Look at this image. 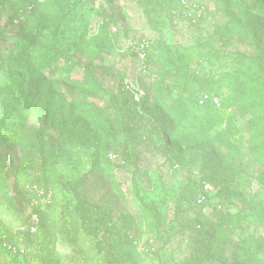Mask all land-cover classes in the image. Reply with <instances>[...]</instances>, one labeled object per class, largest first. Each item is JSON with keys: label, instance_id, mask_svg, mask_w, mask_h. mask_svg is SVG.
Returning a JSON list of instances; mask_svg holds the SVG:
<instances>
[{"label": "rangeland", "instance_id": "374dc122", "mask_svg": "<svg viewBox=\"0 0 264 264\" xmlns=\"http://www.w3.org/2000/svg\"><path fill=\"white\" fill-rule=\"evenodd\" d=\"M73 1L67 20L60 26L51 22L46 30L50 35L58 30L62 54L52 68L37 61L23 68L9 64V55L25 43L24 32L36 25L34 19H10L13 0L0 1V50L6 58L0 70V123L15 133L8 140L0 132V152L21 173L20 186L25 189L27 178L39 177L44 161L39 134L45 132L50 145H57L64 127L100 140L99 168L79 174L69 162L57 166L63 174L55 185L56 202L42 208L50 215L47 228L56 225L61 264H83V248L94 264L115 259L117 264H247L252 253L264 259V112H249L251 102H237L223 88V116L215 129L205 131L194 120L179 123L172 100L189 92L162 77L169 46L189 76L205 80L240 68L263 84L264 69L253 62L255 46L242 31L245 6L255 0H188L192 8L183 17H170L171 8L151 10L147 0ZM162 16L166 25L157 29L155 20ZM250 22L264 53V15L254 10ZM141 41L149 42L145 59L139 55ZM67 57L83 67L72 68ZM217 130L237 149L220 145ZM204 180L215 190L199 203ZM14 183L15 177L0 172V233L19 235L29 204ZM83 200L127 223L115 224L107 242L103 231L81 224L75 208ZM226 212L240 213L242 224L228 239L213 240L207 230ZM42 234L35 235L37 245L50 238ZM0 259L7 257L0 252ZM18 260L35 264L23 254Z\"/></svg>", "mask_w": 264, "mask_h": 264}, {"label": "trees", "instance_id": "16d2710c", "mask_svg": "<svg viewBox=\"0 0 264 264\" xmlns=\"http://www.w3.org/2000/svg\"><path fill=\"white\" fill-rule=\"evenodd\" d=\"M1 2L8 0H0ZM147 5L151 10H162L165 8H171L170 17H183L185 11H190L191 8L182 3V0H147ZM76 3L73 0H13V18H19L20 22H24L23 19L35 21L36 30L25 31L23 34L24 45L16 47L12 54L9 55L7 60L11 66L23 68L25 65L31 64L33 61L42 68H52L62 57V54L57 48V29L50 35L46 30L51 22L56 21L60 26L63 24L68 16L75 9ZM178 7L177 12H173L172 8ZM252 7V8H250ZM250 7H246L245 12V28L242 29L247 37L251 40V43L255 46L256 56L253 58V62L259 68L264 69V53L261 50V42L258 40V33L255 26L250 22L251 12L255 10L258 14L264 15V2L255 0ZM177 14V15H176ZM111 19H108L110 21ZM165 16L157 17L155 20V26L157 29L166 25ZM2 32H0V36ZM138 46V45H137ZM136 47V46H135ZM139 48V46H138ZM166 58L163 65L162 77L171 79L175 82V88L182 87L183 90H187L189 93L187 96L180 94L172 100V107L176 114L177 121L191 123L192 120L195 123H200L203 130L209 131V129H215L222 120V108L220 92L223 88H227L231 92V99L237 102L248 103L251 102V110L249 112L260 114L264 112V83L260 84L261 79L254 78L251 73H245L240 68H235L232 72L221 73L218 77L202 80L199 76H189L183 69L180 54L174 53L173 49L166 46ZM137 52H134V54ZM136 55V54H135ZM205 58H208L204 54ZM6 58L2 55L0 50V70L4 65ZM68 64L75 68L83 67L82 63L74 58H66ZM88 73L91 74V70L87 68ZM208 98H205V95ZM212 96H216L219 99V105L215 104L211 99ZM139 101H137L138 104ZM223 105L229 106L228 103ZM245 107V105H243ZM190 117V118H189ZM183 119V120H182ZM183 122V123H184ZM187 122V123H188ZM0 132L6 136L8 140H13L15 133L9 130L0 123ZM204 133V132H203ZM200 133L199 135H204ZM217 140L220 145L225 147H231L237 149L235 144L230 143V138L224 130L216 131ZM46 133L39 134V141L41 153L43 156V164L39 174V177L27 178V180L36 182L46 189H50L53 193V203L47 205L52 207L56 202V183L62 177L57 166L62 165L63 162H69L71 167L79 174L84 171H94L99 168L102 161V149L100 140L97 136L90 134L89 132L76 133L72 129L62 128L57 140V145H50L45 140ZM171 153L174 154V158L178 157L177 151L171 149ZM127 158H125L126 160ZM117 166L125 167V165L117 164ZM0 172L7 176L15 177L14 189L20 196L23 202L30 203L32 195H30L23 186H20L21 173L15 172L11 169L10 165L3 159L0 152ZM205 182L212 183L209 180ZM200 184V185H201ZM203 204H199L203 206ZM43 207H37L35 210L40 215V224L35 234L26 233L24 235L25 253L24 259H32L35 264H61L62 255L58 252L56 247L54 222L47 228L45 221L46 216L49 218V213H45ZM24 208H22L23 210ZM75 211L79 216L81 224L90 223L92 225L91 230L95 233L103 231L102 239L107 240V235L111 234L115 224L127 223V218H120L114 221L110 211L91 204L87 200H83L76 205ZM202 217V216H201ZM242 215L236 212L221 213L214 221L213 228L208 229L210 237L215 240L217 238L228 239L231 234L242 224ZM23 222V221H22ZM21 222V223H22ZM198 225L201 226L202 222L198 221ZM124 226V225H123ZM47 233L49 240L46 244L41 242L36 244L35 235H41ZM8 235V240L15 243H19V235L8 234V230L4 229L0 233V252L7 257L4 261L0 259L2 264H17L19 262L18 257L6 246H4V236ZM43 235V234H42ZM214 245V244H213ZM83 264H94V257L88 252L86 248L81 250ZM116 260H112L111 264H117ZM202 261H205L203 258ZM247 264H264V259L259 258L257 254L252 253L247 260Z\"/></svg>", "mask_w": 264, "mask_h": 264}, {"label": "built area", "instance_id": "2783aa9c", "mask_svg": "<svg viewBox=\"0 0 264 264\" xmlns=\"http://www.w3.org/2000/svg\"><path fill=\"white\" fill-rule=\"evenodd\" d=\"M182 3L188 6V0H182ZM189 8H192L191 6H188ZM199 13L203 12V7H201L198 10ZM185 13H189L188 10L185 11ZM139 55L141 58L145 59L147 55V51L149 48V42L148 41H141L139 44ZM205 98H208L209 96L206 94L204 96ZM211 99L213 102L217 105H219V99L216 96H212ZM112 158H117V154H112ZM25 190L32 195V198L29 203V212L27 214V219L20 223L17 226L16 232L20 233L21 236L19 238V243L11 242L8 240V235L4 236V246H6L9 250H11L14 254L21 256L24 254L25 246H23L24 242V235L26 233H31L35 234L39 228L40 224V215L39 213L35 210L37 207H44L46 205H49L53 202V193L50 189H46L39 185L36 182L29 181L25 185ZM215 190V186L211 183H205L203 186V192L201 193L200 197L198 198V202L202 203L203 201L206 200V196L208 193L212 192ZM2 264V263H0Z\"/></svg>", "mask_w": 264, "mask_h": 264}]
</instances>
